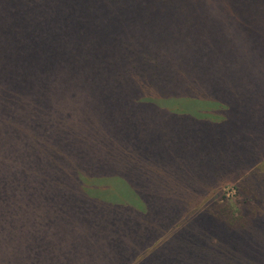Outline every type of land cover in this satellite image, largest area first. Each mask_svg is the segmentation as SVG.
<instances>
[{
	"label": "trees",
	"instance_id": "1",
	"mask_svg": "<svg viewBox=\"0 0 264 264\" xmlns=\"http://www.w3.org/2000/svg\"><path fill=\"white\" fill-rule=\"evenodd\" d=\"M192 19L212 22L211 27L225 24L232 36L246 35L243 38L249 39L258 56L256 64L259 66L264 59V43L257 31L262 27H252L258 20L264 22V0H0V196H27L34 210L42 209L45 195L60 198L63 206L54 209L59 210L55 218L53 209L46 208L48 227L62 220L72 222L59 239L61 252L53 255L57 246L46 247L48 253L40 255L44 260H52L57 254L64 260L61 264H129L139 253H146L150 244L197 199V194L220 181L218 173L207 171L206 164L201 163L205 157L190 160V165L203 166L204 174L216 180L207 178L200 189L192 177H186L181 197L183 191L188 194L169 217L168 226L153 234H149L154 231L151 228L137 235L134 230L141 229L142 222L135 224L140 216L129 200L142 201V190L137 192L125 179L128 174L123 166L76 170L77 179L67 181L66 186L53 179H66L64 166L88 159L89 154L83 156L80 152L87 150L83 141L95 128L94 120L108 118L113 123L110 131H127L131 135L137 130L139 142L141 129L150 126L142 125L147 120L155 121L154 126L165 134L175 129L208 133L216 129L227 137L230 130L247 127L234 99L215 103L221 111L216 114L215 108L207 104L213 99L211 89L191 99L167 96L156 101L143 94L144 79L136 86L121 88L128 70L131 73L142 69L145 78L158 69L149 62L148 53L142 57L134 48L138 43L128 39L129 31L136 29L146 41L153 38L158 49L179 52L169 42L187 36L183 26ZM128 22L133 24L125 26ZM240 26L243 31L239 32ZM249 26L251 31L246 29ZM180 102H187L186 108L170 111L174 103ZM200 105L215 115L206 114ZM256 109L261 113L256 119L261 120L264 107ZM185 114L190 117H183ZM127 123L133 124L126 127ZM200 123L202 131L197 127ZM203 148L208 150V145ZM246 158V162L235 164L244 168L228 174V178L238 180L239 218L219 216L214 210L200 212L198 216L206 214L214 229L207 232L206 241H210L206 245L201 242L203 247L190 246L186 257L200 248L212 251L210 255L203 254L209 258L217 250V244L211 241L221 238L224 232L241 231L250 241H255V231L261 230L264 235V226L253 229L252 223H264V165L259 157L248 154ZM8 206L6 202L0 204L1 209ZM184 227L137 264H169L172 260L162 258L172 239H185ZM234 264L253 263L234 258ZM256 264H264V260H256Z\"/></svg>",
	"mask_w": 264,
	"mask_h": 264
},
{
	"label": "rangeland",
	"instance_id": "2",
	"mask_svg": "<svg viewBox=\"0 0 264 264\" xmlns=\"http://www.w3.org/2000/svg\"><path fill=\"white\" fill-rule=\"evenodd\" d=\"M170 23L164 22L166 25ZM209 23L212 22L192 19L184 24L183 31L187 32V36L182 37L180 41L169 42L179 52L158 49L153 38H148L149 42L139 36L136 29L129 31L128 39L138 43L134 48L142 57L144 53H148L149 62L155 64L158 69L155 74L145 78L142 76V69L138 68L131 73L128 70L122 77L121 88L136 86L144 79L143 94L156 101H163L167 96L191 99L201 91L211 89L210 96L213 99L207 104L212 105L216 114H219L221 111L216 109L214 104L234 99L236 102L233 103L240 106L246 128L230 130V134H226L227 137L222 132L218 133L216 129L211 133L198 132L196 129H175L165 134L154 126L155 121L147 120L142 125L150 126L141 129L143 134H138L139 142L137 130L132 131L131 135L127 131L125 133L121 130L110 131L113 123L108 118L94 120L92 124L95 128L86 134L87 141H83L87 150L80 152L83 156L89 154L90 160H81L71 167L64 166L68 172L66 179L57 176L53 178L55 181H62L66 186L67 181L77 179L76 170L123 166L128 174L125 179L133 184L137 192L142 190L139 194V196L142 194V201L129 200L130 203H134L132 208L140 216L135 224L142 222L141 229L137 228L134 232L137 234L153 228L154 231L149 233L153 234L168 226L169 217L187 196L188 192L185 194L183 191L181 197V187H184L186 177H192L195 186L200 189L207 178L216 180L214 176L204 174L203 166L195 163L196 166H192L189 163L190 160L205 157L201 163L206 164L207 171L218 173L220 181H216L215 186L202 194H197L195 197L197 199L181 212L180 218L150 244L146 253H139L129 264H137L143 260L144 256L160 247L185 225V239H172L167 246L165 257L162 258L172 260L169 264H206V261L214 264H234V258L256 264V260H264V235L261 230L254 232L253 242L241 231L221 233V238L217 237V240L211 241L217 244V253L209 258L203 254L210 255L212 251L200 248L190 256L186 257L185 254L190 246L203 247L210 241L206 239L207 232L214 229L212 221L206 214L198 216L200 212L214 210V214L219 216L239 218L241 199L236 194L235 186L238 180L228 178V174L245 166L235 164L246 162V155L250 154L259 157L264 165V118L256 119L261 115L256 106L259 109L264 107V59L258 62L259 67L256 64L258 60L256 51L251 47L249 39L243 38L246 35L232 36V30L228 32L225 24H215L211 27ZM132 24L133 22L124 23L125 26ZM254 26L262 27L257 31L264 43V22L258 20L252 23V27ZM246 29L251 31L250 26ZM240 31H243V28ZM124 33L126 35L125 31ZM159 70L161 73H158ZM89 100L91 103V98ZM185 103L187 102L174 103L169 109L176 112L181 106L179 110H182L186 108ZM199 108L211 117L215 115L207 106L200 105ZM183 117L188 118L190 115L185 114ZM181 123L185 125L187 122ZM132 124L127 123L126 127ZM197 125L200 131L204 129L202 123ZM207 145L208 150L203 148ZM43 185L52 187V184ZM240 189H243V185H240ZM171 190H175L180 197L171 194ZM4 202L9 206L5 209L0 208V264H61L64 260L57 256L61 252L59 239L62 238L64 228H70L72 222L62 220L57 226L49 228L48 211L46 213V208L53 209L51 213L55 218L58 215L55 211L59 210L54 209L60 208L61 199L45 195L40 210H34L30 199L23 195L0 196V204ZM195 216L197 218L190 223ZM252 223L253 229L264 226L263 222L253 220ZM47 232H51L53 237ZM131 238L133 237L129 239ZM140 238L142 241L145 239L144 236ZM201 242L206 243L202 245ZM56 246L53 255L57 254L52 260H44L43 256H40L43 252L48 253L46 247Z\"/></svg>",
	"mask_w": 264,
	"mask_h": 264
}]
</instances>
